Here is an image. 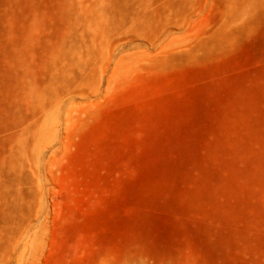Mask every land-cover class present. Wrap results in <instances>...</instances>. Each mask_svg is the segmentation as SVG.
<instances>
[{
	"label": "rangeland",
	"instance_id": "obj_1",
	"mask_svg": "<svg viewBox=\"0 0 264 264\" xmlns=\"http://www.w3.org/2000/svg\"><path fill=\"white\" fill-rule=\"evenodd\" d=\"M34 234L29 264H264V0H0L5 264Z\"/></svg>",
	"mask_w": 264,
	"mask_h": 264
},
{
	"label": "bare ground",
	"instance_id": "obj_2",
	"mask_svg": "<svg viewBox=\"0 0 264 264\" xmlns=\"http://www.w3.org/2000/svg\"><path fill=\"white\" fill-rule=\"evenodd\" d=\"M41 241L42 239L36 234L25 235L21 240L22 248L18 254V261H19L18 264H29L30 260L38 259L39 256L44 253V249L39 244V242ZM0 264H5L4 256L2 255V250H1V237H0Z\"/></svg>",
	"mask_w": 264,
	"mask_h": 264
}]
</instances>
